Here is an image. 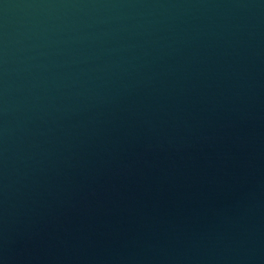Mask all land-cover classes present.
<instances>
[{
  "label": "water",
  "instance_id": "water-1",
  "mask_svg": "<svg viewBox=\"0 0 264 264\" xmlns=\"http://www.w3.org/2000/svg\"><path fill=\"white\" fill-rule=\"evenodd\" d=\"M0 264H264V0H0Z\"/></svg>",
  "mask_w": 264,
  "mask_h": 264
}]
</instances>
